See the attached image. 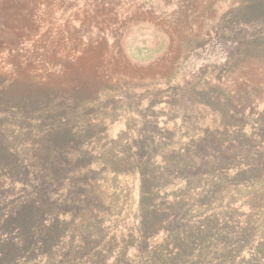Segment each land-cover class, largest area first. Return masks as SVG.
I'll list each match as a JSON object with an SVG mask.
<instances>
[{
  "label": "rangeland",
  "instance_id": "1",
  "mask_svg": "<svg viewBox=\"0 0 264 264\" xmlns=\"http://www.w3.org/2000/svg\"><path fill=\"white\" fill-rule=\"evenodd\" d=\"M218 9L219 23L199 39L200 44L245 26L257 28L256 38L238 48L233 45L229 53L203 49L207 52L191 60L190 44H195L199 32L190 22L176 26L177 1L0 0V139L33 155L36 149L40 156L31 141L41 140L39 133L46 134L55 124L35 120L49 112L48 120L56 99L62 103L73 94L92 96L97 102L83 111L63 104L58 108L89 113L93 137L114 140L123 134L117 140L159 141L167 145L162 156H180L181 144L212 140L208 135L221 141L259 140L264 136V13L253 20L254 9L247 0H222ZM185 84L189 86L182 87ZM216 92L225 98L231 93L241 104L233 109L241 110L243 117L237 115L229 127L221 126L210 108H198L203 101L217 104ZM79 121H68L67 126ZM142 125L144 130L137 131ZM11 155L1 152L3 160L12 161ZM162 156L156 151L145 157L161 161ZM216 174L218 170L211 175ZM8 176L0 165L1 199L16 202L21 193L36 187L14 184ZM52 190L47 188L48 194ZM232 195L230 204L229 195L223 205L220 200L225 219L238 227L252 226L236 262L251 258L254 251L264 257V191L248 198L244 190ZM73 201H67L65 210H73L79 199ZM78 207L82 208L80 201Z\"/></svg>",
  "mask_w": 264,
  "mask_h": 264
},
{
  "label": "trees",
  "instance_id": "2",
  "mask_svg": "<svg viewBox=\"0 0 264 264\" xmlns=\"http://www.w3.org/2000/svg\"><path fill=\"white\" fill-rule=\"evenodd\" d=\"M159 1H177V27L189 22L197 27L199 38L190 44L188 59L207 50L223 54L257 36L256 27L245 26L200 44L199 39L219 23L222 0ZM247 4L254 9L253 20L264 13V0H247ZM216 94L217 104L203 101L198 108H210L221 126L229 127L237 115L243 117L241 110L233 109L241 104L231 93L227 98L223 92ZM60 99L52 104L55 112L48 120L49 112L35 120L55 124L46 134L38 132L41 140L31 141L40 156L36 149L33 155L0 139V165L9 180L36 186L30 195L21 193L16 202L6 196L1 199L0 194V264H264L256 251L236 262L252 226L228 222L226 211L219 209L225 195L230 204L238 190L248 191L247 198L264 191V136L254 141H221L208 135L212 140L181 144L180 156H162L167 145L159 141L117 140L123 134L98 140L90 132L94 129L89 113L58 108L63 104L87 110L97 102L92 96L70 94L62 103ZM71 120L80 121L67 126ZM78 125L84 130H78ZM3 151L10 152L13 160H3ZM156 151L161 161L145 157ZM217 170L214 178L211 174ZM226 187L233 190L228 192ZM47 188H53V193L48 194ZM76 198L82 208L76 201L73 210H65L67 201L74 203ZM52 201L61 208L56 209Z\"/></svg>",
  "mask_w": 264,
  "mask_h": 264
}]
</instances>
